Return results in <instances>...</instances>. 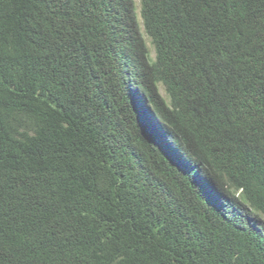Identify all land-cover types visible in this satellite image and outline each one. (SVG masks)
I'll use <instances>...</instances> for the list:
<instances>
[{"label": "trees", "instance_id": "trees-1", "mask_svg": "<svg viewBox=\"0 0 264 264\" xmlns=\"http://www.w3.org/2000/svg\"><path fill=\"white\" fill-rule=\"evenodd\" d=\"M0 264H264V0H0Z\"/></svg>", "mask_w": 264, "mask_h": 264}, {"label": "rangeland", "instance_id": "rangeland-1", "mask_svg": "<svg viewBox=\"0 0 264 264\" xmlns=\"http://www.w3.org/2000/svg\"><path fill=\"white\" fill-rule=\"evenodd\" d=\"M137 13L139 12V0H133Z\"/></svg>", "mask_w": 264, "mask_h": 264}]
</instances>
